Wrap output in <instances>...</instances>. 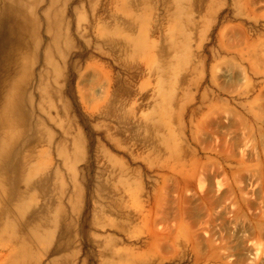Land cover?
I'll list each match as a JSON object with an SVG mask.
<instances>
[{
	"label": "rangeland",
	"instance_id": "obj_1",
	"mask_svg": "<svg viewBox=\"0 0 264 264\" xmlns=\"http://www.w3.org/2000/svg\"><path fill=\"white\" fill-rule=\"evenodd\" d=\"M182 6L194 26L186 23L184 59L176 67L172 63L174 85L150 73L144 60L125 61L118 68L110 57H95L120 81L117 93L111 88L109 101L126 103L123 123L84 110L81 100L88 94L85 85L92 86V74L85 89L77 86L75 93L74 88L73 114L76 119L86 115L89 123L81 127L88 141L77 164L81 197L86 192L82 174L87 178L88 173L93 186H88L90 197L78 202L76 215L70 203L66 206L57 229L63 235H55L46 255L37 250L38 264L68 252L74 255L70 264H264V0H185ZM168 17L159 0L148 19L149 39L159 50L168 36ZM174 45L177 41L167 49L170 56L176 54ZM156 57L160 66L161 52ZM100 81L107 90L106 81ZM147 117L164 124L180 164L163 154L154 156L152 146L141 143ZM134 129L139 137L131 135ZM108 156L127 168L132 190L139 188L141 210L128 194L119 197L122 208L117 207L118 196L109 186L102 189L104 199H95L91 189L114 170ZM4 222L2 217L0 228ZM69 222L73 225L65 231ZM9 238L7 233L0 243ZM5 255L0 246V264Z\"/></svg>",
	"mask_w": 264,
	"mask_h": 264
},
{
	"label": "bare ground",
	"instance_id": "obj_2",
	"mask_svg": "<svg viewBox=\"0 0 264 264\" xmlns=\"http://www.w3.org/2000/svg\"><path fill=\"white\" fill-rule=\"evenodd\" d=\"M158 2L0 0V220L5 217L0 238L10 235L4 244L0 243L6 251L4 264H38L37 250L46 255L55 235L59 238L63 235L62 229H57L63 223L66 206L70 203L76 215L78 202L90 197L87 195L88 186H93L91 177L82 174L86 192L81 197L77 170L88 146L81 127L85 129L89 123L86 115L76 119L73 114L74 88L75 93L77 86L84 88L87 75L92 74L93 79L89 77L92 86L85 85L88 94L81 100L84 110L103 120L126 121L123 111L126 103L119 99L109 101L111 88L112 93H117L120 81H114L93 59L110 57L118 68L125 61L144 60L150 73L167 77V86L176 83L174 67L184 59L187 43L185 25H194L190 12L182 6L185 0H163L169 27L159 50L158 43L148 36V19ZM175 41L176 54L170 56L167 49ZM160 52L163 61L159 66L155 60ZM70 76L75 77V82L69 80ZM100 80L106 81L107 90ZM65 82L67 86L63 87ZM163 86L160 81V93ZM134 110L129 108L127 114ZM141 128L146 132L141 143L152 146L154 156L163 154L174 163H181L164 124H156L152 117H147ZM135 131L131 135L139 137ZM57 160L59 163L54 167ZM108 160L114 170L107 181H100L91 189L95 199H104L102 189L109 186L111 193L118 196L117 207L122 208L119 197L128 194L133 207L141 210L139 188L132 190L133 181L127 178V168L112 156ZM162 165L168 167L166 161ZM64 174L72 188L71 197L65 188ZM144 212L149 217L150 211ZM72 225L73 222L65 224V231ZM64 247H58L57 251ZM73 258V252H68L48 264H57L56 261L70 264Z\"/></svg>",
	"mask_w": 264,
	"mask_h": 264
}]
</instances>
